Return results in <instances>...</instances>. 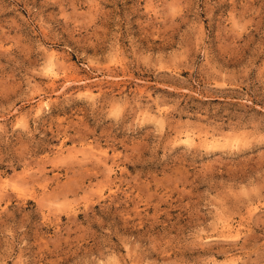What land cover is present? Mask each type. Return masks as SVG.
<instances>
[{"label":"rangeland","instance_id":"rangeland-1","mask_svg":"<svg viewBox=\"0 0 264 264\" xmlns=\"http://www.w3.org/2000/svg\"><path fill=\"white\" fill-rule=\"evenodd\" d=\"M0 264H264V0H0Z\"/></svg>","mask_w":264,"mask_h":264},{"label":"bare ground","instance_id":"bare-ground-1","mask_svg":"<svg viewBox=\"0 0 264 264\" xmlns=\"http://www.w3.org/2000/svg\"><path fill=\"white\" fill-rule=\"evenodd\" d=\"M190 140H192V139H190ZM192 142V141H191ZM229 232H231V231H229Z\"/></svg>","mask_w":264,"mask_h":264}]
</instances>
